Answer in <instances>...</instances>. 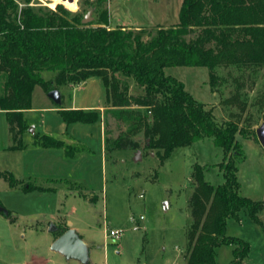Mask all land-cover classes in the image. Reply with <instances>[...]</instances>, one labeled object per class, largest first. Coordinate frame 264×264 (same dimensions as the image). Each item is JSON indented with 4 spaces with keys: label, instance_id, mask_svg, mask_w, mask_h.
Wrapping results in <instances>:
<instances>
[{
    "label": "trees",
    "instance_id": "1",
    "mask_svg": "<svg viewBox=\"0 0 264 264\" xmlns=\"http://www.w3.org/2000/svg\"><path fill=\"white\" fill-rule=\"evenodd\" d=\"M28 1L21 5L17 0H0V109L7 118V149L25 147L23 133L29 125L23 112L32 106L35 86L47 93L62 84L76 85L99 77L109 114L126 126L112 139L104 129L105 159L114 149L139 150V140L131 136L137 132H142L143 147L153 151L160 162L175 148L204 138L221 148L216 165L223 183L212 184L204 178L206 164L196 162L190 173L191 221L184 262L218 264L216 248L232 243L231 264H243L250 245L227 236L225 226L228 218H238L244 210L264 229L260 218L264 198L256 201L240 194L235 161L243 157L236 134L256 138L254 128L239 124L249 98L245 86L262 82L257 92L258 100L264 99V0H181L176 24L157 27L148 38L143 37L144 30L108 27L105 12L98 10L102 0L96 1L99 19L94 23H84L79 11L72 12L62 3L53 9L34 7ZM177 65L206 67L209 85L218 94L229 85L227 96L221 99L229 111L228 119H218L212 106L193 97L181 80L164 73L166 66ZM44 70L54 74L45 78ZM129 79L140 87V93L129 92ZM60 100L55 107L66 124L99 119L96 110L68 108L62 94ZM31 144L61 150L66 157L79 150L53 135L37 132L32 134ZM0 177L11 187L20 182L9 171L0 170ZM22 189L46 188L26 183ZM0 212L10 215L8 209ZM55 227V237L67 228Z\"/></svg>",
    "mask_w": 264,
    "mask_h": 264
},
{
    "label": "rangeland",
    "instance_id": "2",
    "mask_svg": "<svg viewBox=\"0 0 264 264\" xmlns=\"http://www.w3.org/2000/svg\"><path fill=\"white\" fill-rule=\"evenodd\" d=\"M17 1L23 5V0ZM96 1L28 2L34 7L53 9L56 4L62 3L72 12L79 11L83 18L88 14L90 19L86 23H94L99 19ZM180 4L181 0H102L98 10L105 12L108 27L120 25L144 30L147 33L143 37L148 38L157 27L176 24ZM164 73L181 80L193 97L207 107L212 106L218 119L230 117L228 109L221 103V99L228 94L229 85L221 87L220 94L213 91L206 67L166 66ZM42 74L50 78L54 72L44 70ZM128 82L130 93L142 91L131 79ZM261 84L258 80L251 88L250 85L245 86L249 98L239 119V124L243 126L249 124L256 129L264 122V99L261 96L259 101L257 92ZM59 91L64 105L97 107L98 111L95 110L101 117L103 132L107 128L110 139L125 131V124L110 115L106 108L104 88L99 77L88 78L78 86L62 84ZM31 101L34 108L25 114L28 125H32L29 122L34 123L40 130L46 124V132L40 131L77 146L79 150L74 157H80L72 168L75 174L66 179L64 185L50 180L44 182L39 178L37 170L40 168L36 167L37 161L32 156V162L27 161L31 168L28 175L31 176L18 177L21 192L17 195V192L7 193L11 192V188L0 177V201L10 211L9 216L0 212V264H186L184 253L191 221L188 207L192 191L190 173L196 162L206 164L208 169L204 178L212 184L223 183L222 172L216 165L222 157L221 148L204 138L175 148L167 159L160 162L153 151L143 147L144 137L142 132H137L131 136L140 142V158L137 150L114 149L106 154L105 166L102 167L97 132L92 136L94 142H89L91 151L82 141L70 140L67 134L62 133L64 123L55 112L41 110L48 103H55L40 86L33 89ZM94 127L91 126L92 129ZM24 134L25 147H36L31 144V132ZM236 138L243 149V157L235 160L240 194L261 201L264 198V147L257 138H243L240 134H236ZM9 144L7 118L5 112L0 111V170L12 173L16 167L20 174L26 168L23 148L7 149ZM26 183L43 187L49 185L54 189L22 194ZM260 218L264 222V208ZM50 225L59 229L72 227L88 248L87 261L81 263L74 258H65L51 249L56 233ZM225 228L227 236L240 238L250 245L243 264H264V229L246 211L240 210L238 218H228ZM110 229L119 230V236H108ZM234 246L232 243L219 245L215 261L231 264Z\"/></svg>",
    "mask_w": 264,
    "mask_h": 264
},
{
    "label": "crops",
    "instance_id": "3",
    "mask_svg": "<svg viewBox=\"0 0 264 264\" xmlns=\"http://www.w3.org/2000/svg\"><path fill=\"white\" fill-rule=\"evenodd\" d=\"M80 83L81 82H79L78 84H80ZM78 84L77 85H69V86H78ZM64 106H66L68 108L82 107L84 109H90V110H95V109L97 110L98 109L97 107H93V106H89V105H78V106H76V104H72L70 106H67V105H64ZM33 108L34 107L31 106L28 110H25L23 112L24 117H25V114L29 113V111H32ZM41 110H50V111H53L57 114V108L53 104L48 103V106H46L45 108H42ZM0 111H3V110L0 109ZM63 123H64V125L62 126L63 127L62 133L67 134V136H69L70 140L82 141L85 144V146L91 151H93V149L90 148L89 142L90 141L94 142V139H92V136H93L94 132H97V134H98L97 137L99 136V141H100V145H99L100 165L102 167H104L105 166L104 165L105 164V156H104L105 155V148L103 147L104 146V141H103L104 132H103L102 124H101V117L99 116V119L95 123H81V122H79V123L66 124L64 121H63ZM29 124H32V125L31 126L29 125L26 132L30 131L31 134H33L34 132H37L38 134H45L46 124L40 128V130H44L45 132L38 130L34 123L29 122ZM95 125H96V127H94ZM91 126L94 127V129H92ZM13 150H15V149H13ZM22 151L25 154V157L23 156V158L25 159L24 167L26 166V168H23V170H21L20 174H18V171H16V167L13 169L12 174L17 179H18V177H22V176L24 178L25 177L30 178L31 175H28V173H30L31 168H30V165L27 163V161H31L32 158L30 156H32L37 161L36 167L40 168L39 170L36 169L37 174H38L37 176L39 178H41L44 182H47L50 180L52 182H56V183L63 184V185L65 184L64 182L66 179L73 177L72 175L75 174V171L72 168L76 164L77 158L80 157V156L79 157H74V156L73 157H66L64 155V153L60 150H55V149H51V148L45 149V148L32 147V146L31 147L26 146L25 148L22 149ZM88 154H90V153H88ZM8 186L11 188V190H10L11 192L8 191L7 193H14L15 194L17 192L16 193V195H17L18 192H21L19 189L18 183H17V185H14V187H11L10 185H8ZM36 186L43 187L41 185H36ZM43 188H46L48 191L51 189H54V188L50 187L49 185L44 186ZM46 189H32L31 191H47ZM24 192L27 193L28 191H24L22 189V194ZM14 194L12 196H14ZM248 264H250V263H248Z\"/></svg>",
    "mask_w": 264,
    "mask_h": 264
},
{
    "label": "water",
    "instance_id": "4",
    "mask_svg": "<svg viewBox=\"0 0 264 264\" xmlns=\"http://www.w3.org/2000/svg\"><path fill=\"white\" fill-rule=\"evenodd\" d=\"M90 17L88 14L84 15L82 21L86 23ZM47 96L50 100H52L55 104L60 105V91L59 89H51L47 93ZM255 135L258 142L264 147V122H262L255 129ZM138 154V159L140 158V150L136 151ZM0 211L6 213V208L0 202ZM50 229L55 230V225H50ZM50 248L60 252L65 258H74L79 260L81 263L86 262L88 259V248L83 240L79 237L78 233L75 230L68 226L63 233L58 235L51 242Z\"/></svg>",
    "mask_w": 264,
    "mask_h": 264
},
{
    "label": "built area",
    "instance_id": "5",
    "mask_svg": "<svg viewBox=\"0 0 264 264\" xmlns=\"http://www.w3.org/2000/svg\"><path fill=\"white\" fill-rule=\"evenodd\" d=\"M119 234H120V231L119 230H117V229H115V230L110 229L109 230V233L107 235L110 236V237H114L115 238V237H118Z\"/></svg>",
    "mask_w": 264,
    "mask_h": 264
}]
</instances>
